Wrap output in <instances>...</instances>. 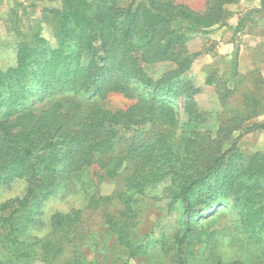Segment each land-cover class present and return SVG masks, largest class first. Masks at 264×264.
<instances>
[{
	"label": "trees",
	"instance_id": "obj_1",
	"mask_svg": "<svg viewBox=\"0 0 264 264\" xmlns=\"http://www.w3.org/2000/svg\"><path fill=\"white\" fill-rule=\"evenodd\" d=\"M59 1L60 8L45 9L56 44L39 31L20 33L16 66L0 68V187L17 179L28 184L23 196L0 202V231L16 248L14 264H109L80 251L61 260L62 245L37 239L33 249L21 238L22 229L44 224L45 202L75 186L77 177L96 163L102 164L105 177L124 174L117 193L93 195L88 208L117 200V214L103 211L129 260L159 243L172 253L174 264H196L194 249L219 233V227L212 228L218 221L214 218L226 207L236 212V227L248 242L264 252V154L245 157L238 139L225 146L256 116L260 100L253 99L254 113L234 116L213 133L200 128L207 113L196 100L211 90L213 78L204 89L186 76L202 53H190L187 42L217 25H229L226 5L237 0H210L204 12L176 0ZM160 63L172 67L151 75L147 67ZM233 92L227 87L221 98ZM110 94L124 96L131 105L106 109L102 102ZM81 95L99 100L84 109ZM182 113L188 126L182 124ZM258 130H264V123L247 126L240 136ZM144 131L149 135L145 140H133L115 155L124 133ZM156 189L169 207L182 210L173 241L167 235L151 241L138 228L141 208ZM83 218V209L55 213L51 222L61 235L58 240L74 241L71 230Z\"/></svg>",
	"mask_w": 264,
	"mask_h": 264
},
{
	"label": "rangeland",
	"instance_id": "obj_2",
	"mask_svg": "<svg viewBox=\"0 0 264 264\" xmlns=\"http://www.w3.org/2000/svg\"><path fill=\"white\" fill-rule=\"evenodd\" d=\"M184 2L199 11H207L210 0H176ZM59 0H0V68L7 69L17 64V45L20 33L31 36L39 31L52 45L56 44L52 18L46 17L45 9L60 8ZM229 18L227 26H215L209 33L193 35L186 44L190 53L202 52L195 60L193 68L186 74L196 86L206 88L210 79L214 85L210 91H202L196 96L201 111L205 112L206 122L201 129H209L215 133L226 120L240 115L247 117L253 112V99L260 100V106L255 110L253 118L246 120L242 130L226 141L225 146L237 141V146L249 157L254 153L264 154V130L244 133V129L254 123H264V0H237L226 5ZM245 19L244 25L236 29L239 21ZM171 63H160L148 66L149 73L155 77L171 68ZM227 87L234 92L226 100L221 95ZM143 88V86L141 87ZM82 107L86 109L99 99L93 96L79 97ZM110 111L128 108L131 101L120 94H110L102 102ZM180 108L183 107L181 100ZM182 124L188 126L187 118L182 113ZM147 132L124 133L116 142L115 155L125 151L134 140L136 143L148 137ZM101 163H96L83 172L75 182V186L54 194L44 205L42 218L44 224L37 227L22 229L21 238L26 240L28 247L35 249L37 239L48 238L55 245H62L63 252L59 259L68 260L77 251L90 259L97 257L109 264H174L171 252H167L159 243H151L150 247L135 259L124 257L118 244L116 234L105 221L104 211L117 214L120 204L117 200L100 207L88 208L93 195H114L123 186V176L117 178L105 177ZM27 182L17 179L11 185L0 187V202L21 197L27 190ZM160 189L150 191L146 202L141 208L138 228L151 241H160L167 235L169 241L179 231L181 207H169L167 200L159 197ZM154 197V198H153ZM159 197V198H156ZM73 209H83V220L71 230L74 241H59L60 234L53 230L51 218L58 212H71ZM219 212L214 219L212 228L221 230L213 238L194 249L196 264H264V252L248 242L247 238L236 227V212L229 209ZM211 214L205 219H209ZM221 215V216H220ZM220 216V217H219ZM26 216H22L21 222ZM22 227V224L19 225ZM172 243V242H170ZM16 248L5 239V232L0 231V261L4 264H14L11 255ZM38 251V250H37ZM22 261L19 264H24ZM31 264H47L41 260Z\"/></svg>",
	"mask_w": 264,
	"mask_h": 264
},
{
	"label": "crops",
	"instance_id": "obj_3",
	"mask_svg": "<svg viewBox=\"0 0 264 264\" xmlns=\"http://www.w3.org/2000/svg\"><path fill=\"white\" fill-rule=\"evenodd\" d=\"M193 66H194V64H193ZM193 68V67H192Z\"/></svg>",
	"mask_w": 264,
	"mask_h": 264
}]
</instances>
